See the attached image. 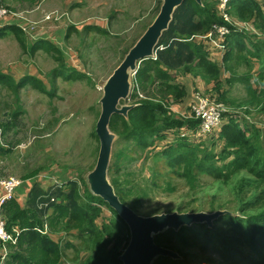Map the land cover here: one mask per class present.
<instances>
[{"label": "trees", "instance_id": "trees-1", "mask_svg": "<svg viewBox=\"0 0 264 264\" xmlns=\"http://www.w3.org/2000/svg\"><path fill=\"white\" fill-rule=\"evenodd\" d=\"M262 1L263 4L260 0H229L223 12L220 0H202L201 4L195 0H185L175 11L168 29L163 32L156 57L143 61L139 66L129 96L134 107L127 118L113 115L111 119L110 129L117 134L119 141L139 154L156 149L160 140L172 138L159 154L178 178L186 180L194 188L198 176L204 173L227 185L229 194L234 198L230 204L235 205V214L221 216L214 221L212 228L207 224H195L182 227L179 231L169 229L157 235L155 242L175 251L181 259L159 257L154 264H264V129L237 116L235 111L227 112L223 115L224 122L214 132L218 133L220 154L201 156L206 152L204 144L197 145L192 136L181 135L187 130L196 132L199 120L177 118L168 101L172 97L180 101L183 96L181 86L171 83L169 72H193L206 83H215L212 91L216 95L212 97L219 96L216 102L238 108L236 102L224 94L221 68L207 59L205 49L208 41L193 37L206 35L213 25H227L231 28V34L225 39L223 69L231 72L239 64H247L243 76L234 75L227 81L230 85L238 83L245 86L247 98L240 104L247 106V109H243L247 115H251L256 108L258 112H264ZM38 3L39 0H36L31 5ZM224 13L233 21L248 22L252 31L237 30L226 22ZM69 27L70 33L75 30L74 25ZM8 31L15 34L26 50L21 29L16 25L5 26L0 28V37H4ZM41 48L54 53V59L59 62V68L50 74L51 79L63 77L69 81L86 77L74 67L67 68L65 55L49 41L34 42L29 51L35 54ZM253 64L260 65L258 80L251 74ZM3 77L0 76V79ZM254 79L257 89L253 87ZM17 87L16 92L19 90ZM36 87L45 93L41 82H37ZM138 91L144 98H139ZM13 115L18 118L16 112ZM15 126L14 122L7 121L2 125L3 133ZM95 137L99 140L96 132ZM0 151L9 150L0 147ZM118 158H128L126 149L119 150ZM37 171L23 179L33 178ZM129 184L128 179H113L116 194L123 203L133 194V187H129ZM165 190L173 192L175 188L167 183ZM104 210L108 211L109 217ZM3 215L6 229L17 237V244L9 247L6 264H123L119 257L129 244V228L106 202L93 195L84 179L49 188L35 182L25 204L22 205L15 195L5 203ZM63 237L68 238L65 243ZM198 245L204 252L208 249L214 251L218 258L192 252ZM1 247L0 242V252Z\"/></svg>", "mask_w": 264, "mask_h": 264}, {"label": "rangeland", "instance_id": "rangeland-1", "mask_svg": "<svg viewBox=\"0 0 264 264\" xmlns=\"http://www.w3.org/2000/svg\"><path fill=\"white\" fill-rule=\"evenodd\" d=\"M142 1L147 2L131 0V4L126 5V0H39L37 5L28 7L29 0H26L24 6L17 4L15 0L7 4L0 0L3 7L23 13L32 22L41 23L49 13L62 16L68 12L70 22L67 24L62 18L41 24H44L48 35L57 39L58 43L54 44L65 55L66 67H74L86 76L81 80L66 81L63 77L51 79V72L59 68L54 53H48L44 49L36 54L29 51L34 42L40 41L38 37L24 33L26 50L11 31L0 37V76H4L0 79L1 144L5 145V150H9L0 151L2 177L23 179L38 170L37 174L42 172L43 174H40L46 176H40L45 188L55 184H67L73 180L86 181V177L96 167L100 152V142L95 137V130L101 114L100 101L104 96V85L142 36L146 25L150 26L156 19L161 10L160 8L158 11L159 4H163V0H152V4H144L139 8L138 4L142 5ZM260 2L263 4L262 0ZM135 9L139 11H133ZM25 10L33 12L26 13ZM75 10L77 14H74ZM70 13L74 15L71 16ZM10 25L11 23H8L5 26ZM69 25L79 29L72 31L68 38ZM251 29L252 27L249 31H252ZM227 78L228 74L224 75L222 80L225 82ZM28 79L30 80L27 81ZM37 82H42L45 93L36 87ZM131 83L133 84V79ZM17 86L19 90L16 92ZM225 88L228 86L225 85ZM202 92L212 101L216 102L219 98L212 97L216 95L212 87L205 88ZM230 94L231 100L238 101L243 98L245 92L241 86L236 85L231 87ZM129 104L128 100L124 99L120 101L118 108ZM225 107L229 109L231 106ZM243 109L247 107L231 108L245 114ZM15 112L17 119L13 115ZM252 115L253 111L246 118L249 119ZM260 115V118L256 117L260 119L257 125L264 129V114ZM7 121L14 122L16 126L3 133L2 125ZM111 133L115 135V140L107 180L114 187V178L121 181L128 179V186L133 187V194L124 199V203L137 215L152 217L165 213L216 211L235 214V205L230 204L234 198L229 194L227 185L203 173L198 176L195 187L192 188L186 180L178 178L177 174L167 167L165 158L159 153L169 145L168 142H171L172 138L160 140L156 149L139 154L134 149L126 148L124 142L119 141L117 134L112 130ZM217 134L216 132L201 138L192 136L197 145L204 144L206 152L201 153V156L220 154L221 145ZM121 149H126L127 159L118 158ZM216 166H219L217 162ZM167 183L175 188L173 192L165 190ZM114 190L116 192L115 187ZM104 211L109 217L108 211ZM67 239L63 237V243ZM192 252L218 258L210 249L202 251L200 245L193 248ZM155 261L156 259L152 264Z\"/></svg>", "mask_w": 264, "mask_h": 264}, {"label": "water", "instance_id": "water-1", "mask_svg": "<svg viewBox=\"0 0 264 264\" xmlns=\"http://www.w3.org/2000/svg\"><path fill=\"white\" fill-rule=\"evenodd\" d=\"M184 1L163 0L156 19L130 49L103 88L104 96L100 101L101 114L95 130L100 142V152L96 167L86 177V183L93 195L106 202L129 228V244L119 257L123 264H152L159 257L180 260V256L175 251L158 245L155 242V236L169 229L179 231L182 227L195 224H207L212 228L214 221L229 214L226 211H216L214 213H165L152 217H141L121 201L114 187L107 180V170L115 140V135L110 130L111 119L113 115L127 118L128 112L134 107L126 105L120 109L118 105L121 100L128 98L132 75L137 73L140 64L156 56L163 32L168 29L175 11ZM195 1L198 4L202 2V0Z\"/></svg>", "mask_w": 264, "mask_h": 264}, {"label": "built area", "instance_id": "built-area-1", "mask_svg": "<svg viewBox=\"0 0 264 264\" xmlns=\"http://www.w3.org/2000/svg\"><path fill=\"white\" fill-rule=\"evenodd\" d=\"M229 0H220V9L224 12ZM39 6V5H38ZM37 6V7H38ZM35 9V8H34ZM33 9V10H34ZM33 10H25L29 13ZM62 18L65 24L69 23V13H63L62 16L49 13L45 16L41 23H51L53 19ZM224 18L231 26L237 30H249L251 28L247 23L231 20L227 14L224 13ZM18 26L21 31L28 34L31 37H38L40 40L50 41L52 43H58L57 39L47 34L44 24L39 22H32L26 18L23 13L13 11L9 8L3 7L0 2V28L5 25ZM30 29V30H29ZM252 30V29H251ZM231 34V28L227 25H213L212 29L206 35H195L194 38L207 40L214 44L222 52L226 51L225 39ZM66 35V34H65ZM192 37V39H193ZM140 98H144L142 94ZM227 109L224 104L212 101L210 97L206 96L202 92L195 94V102L191 106V115L193 118L199 120L200 124L196 132L185 131L181 135L183 137L194 136L196 138L208 137L213 134L218 127L221 126L223 121V115ZM2 130L0 129V143H2ZM21 179L16 177H2L0 175V188L4 190V195L0 197V242L2 244L0 252V264H6L9 256L11 245L17 244V237L13 236L6 229V221L3 215V208L7 201H10L15 196L16 189L21 185ZM17 232V231H16Z\"/></svg>", "mask_w": 264, "mask_h": 264}, {"label": "crops", "instance_id": "crops-1", "mask_svg": "<svg viewBox=\"0 0 264 264\" xmlns=\"http://www.w3.org/2000/svg\"><path fill=\"white\" fill-rule=\"evenodd\" d=\"M2 2L5 3V4H7V2H9V3L12 2L13 3V0H7V1L6 0H2ZM15 2L17 4H19V5H21V6H24L25 3H26V0H15ZM29 2H30V5L28 7L32 6L31 4H35L36 3V0H29ZM129 4H131V0H126V5H129ZM144 4L146 6L148 4H152V0H147V2L146 1H142V5L138 4V7L140 8V6L142 7ZM133 11H139V9H135ZM70 14H71V16H73L74 14H77V12L75 10L74 11V14H72V13H70ZM91 23H96V22H91ZM89 25H94V24H90L89 23ZM98 25H100V24H98ZM87 27H93V26H86V28ZM69 29L70 28H68V33L70 34ZM75 29H79V28L75 26ZM73 31L76 32V30H73ZM145 31L146 30L144 28V32ZM66 34H67V32H66ZM142 35H143V33H142ZM42 50L43 49L41 48L38 51L41 52ZM205 51H206V54H207V59L209 61H212L214 63H217V65L221 68V70H222V78H223L224 75L228 74V78L225 80V82L224 81L222 82L223 83V90H224L225 96H227L229 99H231L230 98V95H231L230 94L231 87H234L236 85H239V86H241L244 89L245 95L243 96L242 99H239L238 101H236V100H233V101L236 102V104H237L236 106L238 108L247 107L245 105L240 104L242 102V100H245L247 98V91H246L245 86H243L241 84H238V83H236L234 85H230L228 83V81H227L228 79L232 78L234 75L243 76V74L246 72L247 64H239L238 67H235L233 69V71L230 72V70H228V69L227 70L222 69L223 68V62H224L225 52H222L221 50H219L211 42H208L207 48L205 49ZM259 71H260V65L259 64H253V70H252L251 74L253 75L254 78H256V80H258ZM169 74L172 77L171 83L172 84H176V85H180L181 86V90H182V95H183L180 98L181 99L180 101H178L179 99L177 100V99H175L173 97L168 100L169 101V105H170V109L173 111L174 115L177 118L184 117L186 119L191 114V106L195 102V93L197 91L202 92V90L205 89V88L206 89H209L211 87L213 88L215 86V83L213 81H211L209 83H206L205 80L201 76H198V75L195 76L193 72L183 73L181 71H170ZM24 79H26V78H23V80ZM252 83H253V87L255 89H257V83L255 82V79L252 80ZM225 85L228 86V88H225ZM251 107H253V106H251ZM231 108L232 107H230L227 110H229V111H235V110H231ZM234 113L237 116H239V117H241V116H243V118H246L247 117V113L244 114L242 112L240 113V112H236V111ZM257 113H260V112H258V109L257 108L256 109H253V115L250 116L249 119L246 118V120L249 121V122H252L254 124H259V122H260L259 121L260 120L259 118L262 116L260 114H264V112H262L260 114H257ZM257 116H259V118H256ZM190 120H193V119H190ZM0 147H3L4 148L5 145L0 144ZM40 173H42V172H40ZM40 173L37 174V175H35L33 178L26 179V180H24V179L21 180L22 183L16 189L15 195H17L18 200L20 201V203L22 205L25 204V202L27 200V195H28V193L30 191V188H31V186H32L33 183L37 182V183L41 184L42 187H44L43 186L44 182H42V180L40 178V176H42L43 173L42 174H40ZM32 174H34V173H32ZM42 177H46V176H42ZM56 185L57 184H55V186ZM52 186H54V185H52ZM3 195H4V190L2 188H0V197H2Z\"/></svg>", "mask_w": 264, "mask_h": 264}, {"label": "clouds", "instance_id": "clouds-1", "mask_svg": "<svg viewBox=\"0 0 264 264\" xmlns=\"http://www.w3.org/2000/svg\"><path fill=\"white\" fill-rule=\"evenodd\" d=\"M40 5V4H39ZM242 23H247L250 27H252L251 26V24H249L248 22H242ZM68 28H69V26H68ZM67 28V29H68ZM245 30V29H244ZM248 31V30H247ZM66 32H67V30H66ZM67 35V34H66ZM50 42V41H49ZM52 43V42H51ZM54 44V43H53ZM55 45V44H54ZM56 46V45H55ZM156 57V56H155ZM154 57V58H155ZM154 58H152V59H154ZM133 74V73H132ZM136 75V74H135ZM135 75H132V79H133V81H134V78H135ZM132 88H133V84H132ZM132 88H131V91H132ZM138 93V96L140 95V94H142V93H140L139 91L137 92ZM131 94V93H130ZM130 94H129V96H130ZM143 95V94H142ZM129 96H128V98H127V100H128V102L130 103L129 105H131L132 104V101L129 99ZM139 98H140V96H139ZM142 99V98H141ZM122 101V100H121ZM218 103H220V102H218ZM227 112H230L229 110H227L226 111V113ZM190 118H193L192 117V115L190 114V116H189ZM193 119H195V118H193ZM197 120V119H196ZM222 123H223V121H222ZM222 125V124H221ZM1 129V128H0ZM2 130V129H1ZM1 144V143H0ZM19 179H21V178H19ZM22 180V179H21ZM45 230H47V226H46V228H45ZM156 237V236H155Z\"/></svg>", "mask_w": 264, "mask_h": 264}]
</instances>
